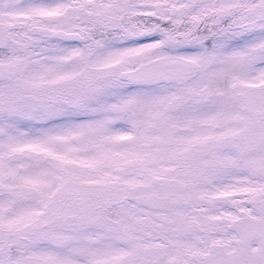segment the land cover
<instances>
[{"label":"snow or ice","instance_id":"snow-or-ice-1","mask_svg":"<svg viewBox=\"0 0 264 264\" xmlns=\"http://www.w3.org/2000/svg\"><path fill=\"white\" fill-rule=\"evenodd\" d=\"M0 264H264V0H0Z\"/></svg>","mask_w":264,"mask_h":264}]
</instances>
